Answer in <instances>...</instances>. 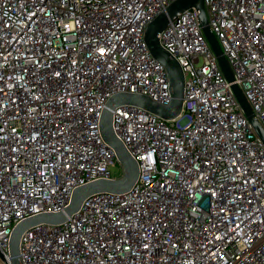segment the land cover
<instances>
[{
	"label": "built area",
	"instance_id": "2783aa9c",
	"mask_svg": "<svg viewBox=\"0 0 264 264\" xmlns=\"http://www.w3.org/2000/svg\"><path fill=\"white\" fill-rule=\"evenodd\" d=\"M172 1L0 0L4 255L19 221L62 211L78 186L122 177L100 117L121 92L170 102L144 30ZM203 4L233 80L193 8L169 20L158 39L183 72L181 113L111 110L112 131L138 166L135 184L25 230L21 264H264V143L231 87L264 129V0Z\"/></svg>",
	"mask_w": 264,
	"mask_h": 264
},
{
	"label": "water",
	"instance_id": "95a60500",
	"mask_svg": "<svg viewBox=\"0 0 264 264\" xmlns=\"http://www.w3.org/2000/svg\"><path fill=\"white\" fill-rule=\"evenodd\" d=\"M188 8H193L195 10L203 34L214 52L226 79L230 82L233 80L232 70L222 52L219 42L208 25L203 0H174L168 4L166 8L158 13L145 27L144 38L152 56L160 62L166 70L171 93L170 102L163 105L147 95L121 92L112 95L107 100L100 117L99 130L101 137L104 142L114 150L117 160L122 165V177L118 179H97L78 186L73 189L70 201L62 211L39 213L19 221L12 229L7 255H4L0 251L1 264H21L18 257L19 240L25 230L38 224L62 223L68 216L72 215L79 209L82 201L87 197L99 192L125 193L135 184L139 173L138 166L135 159L127 152L122 142L112 131L111 110L124 104L135 105L164 119L175 118L181 113L184 91L183 72L177 60L160 45L158 35L169 23V20L175 19L183 10ZM231 87L246 117L254 127L256 134L264 143V129L255 118L243 92L237 84H232Z\"/></svg>",
	"mask_w": 264,
	"mask_h": 264
},
{
	"label": "rangeland",
	"instance_id": "374dc122",
	"mask_svg": "<svg viewBox=\"0 0 264 264\" xmlns=\"http://www.w3.org/2000/svg\"><path fill=\"white\" fill-rule=\"evenodd\" d=\"M117 165H118V163H117Z\"/></svg>",
	"mask_w": 264,
	"mask_h": 264
}]
</instances>
